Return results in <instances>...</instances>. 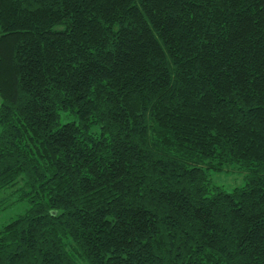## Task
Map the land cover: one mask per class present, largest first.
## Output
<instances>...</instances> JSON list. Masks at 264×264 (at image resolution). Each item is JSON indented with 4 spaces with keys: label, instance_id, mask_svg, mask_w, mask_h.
I'll use <instances>...</instances> for the list:
<instances>
[{
    "label": "trees",
    "instance_id": "1",
    "mask_svg": "<svg viewBox=\"0 0 264 264\" xmlns=\"http://www.w3.org/2000/svg\"><path fill=\"white\" fill-rule=\"evenodd\" d=\"M0 98V264H264V0H0Z\"/></svg>",
    "mask_w": 264,
    "mask_h": 264
},
{
    "label": "rangeland",
    "instance_id": "2",
    "mask_svg": "<svg viewBox=\"0 0 264 264\" xmlns=\"http://www.w3.org/2000/svg\"><path fill=\"white\" fill-rule=\"evenodd\" d=\"M1 105V98H0ZM211 184L215 187H219L226 192H232L237 188L245 186V175L241 174L235 166L226 167L222 173H210L209 174ZM19 186L10 189L7 193L3 194L0 199H9V203L15 201V191ZM13 207L8 208L2 214H0V224L10 221L15 218L18 214L22 213L26 209L25 204L16 203Z\"/></svg>",
    "mask_w": 264,
    "mask_h": 264
}]
</instances>
